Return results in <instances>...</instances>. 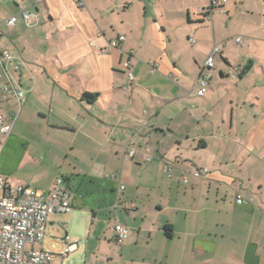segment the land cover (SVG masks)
Wrapping results in <instances>:
<instances>
[{
    "label": "crops",
    "instance_id": "obj_1",
    "mask_svg": "<svg viewBox=\"0 0 264 264\" xmlns=\"http://www.w3.org/2000/svg\"><path fill=\"white\" fill-rule=\"evenodd\" d=\"M210 4L0 0V53L20 62L0 60V116L15 122L0 132V175L44 196L63 180L73 209L49 217L42 247H77L54 264H264V0ZM190 169L209 172L185 185ZM122 208L136 214L119 243Z\"/></svg>",
    "mask_w": 264,
    "mask_h": 264
},
{
    "label": "built area",
    "instance_id": "obj_2",
    "mask_svg": "<svg viewBox=\"0 0 264 264\" xmlns=\"http://www.w3.org/2000/svg\"><path fill=\"white\" fill-rule=\"evenodd\" d=\"M227 0H211L210 10L220 8ZM80 6H83L81 2ZM207 12V17L211 14ZM204 12L203 10H200ZM24 23L29 26L31 24V15L28 11L20 13ZM19 22L17 15H14L6 20L8 27H15ZM125 37L119 38L118 41H123ZM118 41H113L112 46H117ZM241 42V38L237 39ZM221 51L219 45H215L206 61V67L212 69L215 65V57ZM0 60L7 64H11L13 70L18 72L20 62L9 51L0 53ZM125 67L128 70L130 80H133L131 72V63L126 62ZM8 82L3 86V90L7 94L14 95L20 106L26 99V92L22 89L19 83L14 81L8 72H6ZM200 89L197 95L203 96L207 91L208 82L205 77H200L198 80ZM14 121L5 122L0 116V132L3 135H9L12 131ZM136 150L134 147L127 145L126 153L133 156ZM172 166L166 165L164 172L172 176ZM209 171L204 170H187L182 172L181 181L188 185L190 176L201 178L207 175ZM121 190L125 187L121 186ZM248 200L241 193L236 195V203L244 205ZM70 195L64 187L63 180L58 179L53 189L44 196L41 192L25 187L15 186L0 175V264H54L57 259H64L76 249V245L69 244L68 237L62 243L59 250L55 247L43 248L42 245L46 239V230L48 220L51 215L67 214L72 211ZM117 232V241L124 242L128 235V228L121 224L115 226Z\"/></svg>",
    "mask_w": 264,
    "mask_h": 264
},
{
    "label": "rangeland",
    "instance_id": "obj_3",
    "mask_svg": "<svg viewBox=\"0 0 264 264\" xmlns=\"http://www.w3.org/2000/svg\"><path fill=\"white\" fill-rule=\"evenodd\" d=\"M3 140H4V136L0 135V151H1V146H2ZM0 165H1V162H0ZM125 186H126V192H125L126 194H128L127 192H129V190H131V192L133 194L135 193L133 187H128V185H125ZM157 192L158 191L155 190V191H145L142 193L143 203H145L147 206H149V208L151 207L150 205L153 203L156 196L160 197L161 193L160 192L157 193ZM135 198L136 197H134L132 201L135 202L136 204H138L137 206L140 209V207H142V205L140 204L141 205L140 206L138 200ZM119 213H121V219H120V216L113 218L112 226H109V227H113L114 225H116L117 222H119V224L126 226L128 229H131L133 227V224H134V220H135L134 215L136 214V211L125 210V208H122ZM140 246H142V244ZM143 255H144V253L139 254L140 258Z\"/></svg>",
    "mask_w": 264,
    "mask_h": 264
},
{
    "label": "trees",
    "instance_id": "obj_4",
    "mask_svg": "<svg viewBox=\"0 0 264 264\" xmlns=\"http://www.w3.org/2000/svg\"><path fill=\"white\" fill-rule=\"evenodd\" d=\"M84 98L89 100V101H94L96 99V95L86 94L84 96ZM167 230H168V228H167ZM167 235H170V234L167 233Z\"/></svg>",
    "mask_w": 264,
    "mask_h": 264
}]
</instances>
